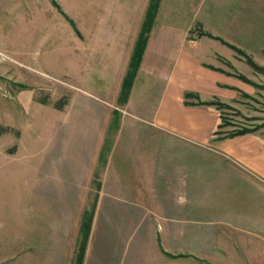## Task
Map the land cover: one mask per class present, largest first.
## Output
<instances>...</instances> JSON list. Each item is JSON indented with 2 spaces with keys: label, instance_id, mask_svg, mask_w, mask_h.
I'll use <instances>...</instances> for the list:
<instances>
[{
  "label": "crops",
  "instance_id": "0c3cea01",
  "mask_svg": "<svg viewBox=\"0 0 264 264\" xmlns=\"http://www.w3.org/2000/svg\"><path fill=\"white\" fill-rule=\"evenodd\" d=\"M89 1L88 42L72 50L82 95L41 118L37 176L29 149L6 164L34 242L23 264H258L264 138L212 136L218 113L198 103L246 85L236 52L191 33L258 56L264 0H159L123 98L151 0Z\"/></svg>",
  "mask_w": 264,
  "mask_h": 264
},
{
  "label": "rangeland",
  "instance_id": "374dc122",
  "mask_svg": "<svg viewBox=\"0 0 264 264\" xmlns=\"http://www.w3.org/2000/svg\"><path fill=\"white\" fill-rule=\"evenodd\" d=\"M50 1L0 0V126L10 129L0 136V148L4 149L0 152V264H23V253L34 244L24 238L21 202L11 200L22 194L23 183L7 161H18L25 148L29 149L30 165L37 176L41 118L54 112L59 99L82 95L72 82V50L78 51L79 44L88 42L90 1L57 0L63 14ZM191 34L199 38L204 33L197 29ZM251 59L262 71L251 68L240 57L234 73L256 86L245 83L246 90L240 91L253 99L243 98L239 92L229 102L218 97L244 116L223 111L229 125L222 130L245 127L264 138V53ZM224 66L230 69L228 64ZM43 98L48 99L46 104L41 102ZM256 254L258 264H264V249H257Z\"/></svg>",
  "mask_w": 264,
  "mask_h": 264
},
{
  "label": "trees",
  "instance_id": "16d2710c",
  "mask_svg": "<svg viewBox=\"0 0 264 264\" xmlns=\"http://www.w3.org/2000/svg\"><path fill=\"white\" fill-rule=\"evenodd\" d=\"M158 2H159V0H151V2H150V6H149L147 14H146V20H145L144 25L142 27V30H141V32H140V34L138 36V40L136 42V45H135V48H134V51H133V55L131 57V61H130V64H129V69H128L127 73H126V76H125V79H124V82H123V85H122V91H121V97L122 98L126 97L128 92H129V90H130V87H131L135 72H136V70H137V68L139 66L141 55L143 53L144 45H145V42H146V35L149 32V29H150V26H151V21L153 19V16H154V13H155V10H156V5H157ZM51 3L61 14H63V12L61 11V8L59 7V5L57 4V2L55 0H51ZM70 24L72 26H74L71 21H70ZM201 36H207V37L212 38L214 40L221 41L223 44L227 45L234 52H236V54L239 57L244 59L245 63L248 64L251 68L262 71V69L260 67H258L253 62V60L248 55H246L244 52H242L241 50H239V49H237V48H235L233 46H230V45L224 43L219 38L213 37L211 35L201 34ZM235 77H237L243 83H246V84L252 85L253 87H256L254 84L249 82V80L247 78H245L242 75H237L236 74ZM238 92L240 93V95L243 98L253 99L252 97H250L249 95H247L244 92H240V91H238ZM189 96H190V94H186L185 95L186 98L189 97ZM66 101H67V98L63 97V98L59 99L54 104V107L57 108V109H61L66 104ZM41 102L42 103H47L48 99L47 98H45V99L43 98L41 100ZM198 105L199 106L212 107L218 113L219 122H218V124L216 126L215 131L212 133V136L216 137L217 139H221L222 140V139H226V138H232V137H235V136H240V135L254 133L253 130H249L248 128H245V127L240 128V130H233V131H230V132H223L222 128L225 127L226 125H229V124H227L225 122V119L223 118V111H232L236 115H238V116H240L241 118L244 119V116H242V114H240L239 111L235 110V108L232 107L230 104L222 102L219 99L214 98V99H212L210 101H207V102H199ZM9 131H10V129L3 128L2 126H0V135H2L3 133H7ZM89 220H90V218H88V222H89ZM84 239H86V237H84Z\"/></svg>",
  "mask_w": 264,
  "mask_h": 264
}]
</instances>
